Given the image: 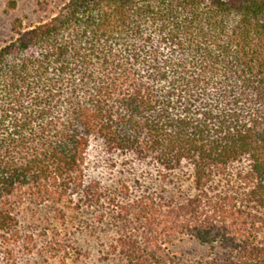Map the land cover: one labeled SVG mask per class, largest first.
Listing matches in <instances>:
<instances>
[{"label":"trees","instance_id":"trees-1","mask_svg":"<svg viewBox=\"0 0 264 264\" xmlns=\"http://www.w3.org/2000/svg\"><path fill=\"white\" fill-rule=\"evenodd\" d=\"M11 31L0 47L4 243L26 241L25 203L102 208L87 176L96 148L163 188L117 207L145 237L120 236L87 264H177L167 249L185 237L209 254L182 264H264V0H67ZM26 248L3 264H36ZM69 248L52 243V260L67 264Z\"/></svg>","mask_w":264,"mask_h":264},{"label":"rangeland","instance_id":"rangeland-1","mask_svg":"<svg viewBox=\"0 0 264 264\" xmlns=\"http://www.w3.org/2000/svg\"><path fill=\"white\" fill-rule=\"evenodd\" d=\"M66 1L0 0V47L12 38L11 28L14 20L21 19L24 26H33L51 17ZM128 163L122 158L112 160L94 148L90 152L87 176L89 182H100L102 186V208L74 207L75 210H68L53 204L37 206L25 203L17 211L21 216L19 231L26 241L18 240V243H15L16 247L4 243L0 235V264H3L5 250L15 255L29 252L26 248L27 243L34 254L42 255L36 264H60L59 261L52 260L53 254L49 248L52 243L62 238L67 239L70 247L71 260L67 264H75L77 254L82 255V264H87L99 260L102 253L108 251L109 246L120 236L145 237L141 225L135 219L132 218L126 223L114 219L118 212L117 207L132 205L145 195L158 193L163 187L156 185L155 176H152V180L143 177L142 167L131 164V169ZM139 178L141 187H136L134 182ZM126 184L132 187H124ZM127 188L130 193L127 192ZM166 189L170 192L176 189L187 191L192 187ZM61 210L68 211L67 223L59 218ZM100 214L106 215L103 222L98 221ZM167 250L170 252L167 254L174 257L177 264L203 259L209 254L207 247L189 237L183 238Z\"/></svg>","mask_w":264,"mask_h":264}]
</instances>
